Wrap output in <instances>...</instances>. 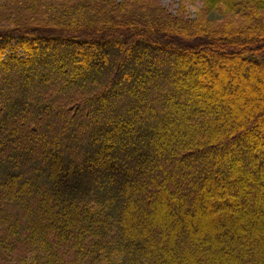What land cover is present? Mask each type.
<instances>
[{
  "label": "trees",
  "instance_id": "trees-1",
  "mask_svg": "<svg viewBox=\"0 0 264 264\" xmlns=\"http://www.w3.org/2000/svg\"><path fill=\"white\" fill-rule=\"evenodd\" d=\"M183 2L0 0V264H264V0Z\"/></svg>",
  "mask_w": 264,
  "mask_h": 264
},
{
  "label": "rangeland",
  "instance_id": "rangeland-1",
  "mask_svg": "<svg viewBox=\"0 0 264 264\" xmlns=\"http://www.w3.org/2000/svg\"><path fill=\"white\" fill-rule=\"evenodd\" d=\"M116 1L122 2L124 0H116ZM158 2H159V5L162 8H164L165 10H167L169 13H172L173 15L177 16L179 14L178 11L181 10L184 17H187L188 19H191V20L196 19V17H198L203 11V4H200V3H187V2H183V0H158ZM215 19L221 20L223 18H221V16L216 12H211L209 14V16L207 17L208 22L214 21ZM202 59L204 61H207V63H208V59L206 57H204ZM221 64H222V67L224 69V70H221V74H222V71L227 72L226 74L228 75V77H227L228 78V84L231 85V88H233V91L243 90L242 84L239 82V74L237 72V71L241 70V68L233 67L230 70V68L226 67V65H225L226 63H220L218 65V67H220ZM196 67H198V66H196ZM201 73H202V76H203L206 83H209V84H212L213 86H215L213 82L211 83L210 79H212V76L214 77L215 75L217 76L218 74H220V68H219V72L216 74H214L212 72V70L206 71L204 73L202 71ZM252 73H253V70L250 69V75H249L250 77H251ZM247 79L248 78H246V82H248L247 83L249 85L248 87H250V83H251L250 79H248V80ZM203 90H204V88H203ZM231 91L232 90L227 89V91L223 94V98L226 100H229L231 108H235V110L237 109L238 111L241 112V111H243V109H241V108L244 107V109L246 108V113H248V110H250L251 105H247V103L250 104V102H248V101L251 100V96H249L247 94H245V95L243 94L242 98L238 99V98L234 97V95ZM257 98H259V96L255 92L254 99H257ZM202 100H205V97H203ZM239 109H241V110H239ZM166 204H168V206H172L174 203L170 199H166ZM247 209H248V207L246 206V210ZM166 213H168L169 220H168L167 224H165V222L163 221V225H166L168 228H173L174 230H177V227H174L173 218H172L171 212L169 211V207H167ZM216 214H218V213L213 212V213L207 214V211L201 208V213L193 218L194 219L193 224H192L191 220L185 221L184 223L187 226V228L196 227L195 229H197V231H200L201 235H203L205 233H208L209 231H213V230L216 231L215 226L207 225V223L204 221L205 219H214V216H217ZM231 214L234 216L235 212L231 211ZM258 215L261 216L262 219L264 218L261 214L257 213L256 216H258ZM197 225H199V226H197ZM242 228L246 229L245 226H242ZM262 228L264 230V227H262Z\"/></svg>",
  "mask_w": 264,
  "mask_h": 264
}]
</instances>
